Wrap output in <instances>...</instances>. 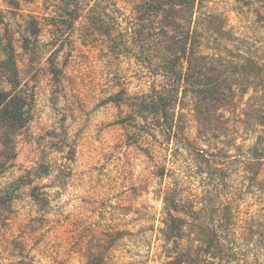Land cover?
Wrapping results in <instances>:
<instances>
[{
	"label": "rangeland",
	"instance_id": "obj_1",
	"mask_svg": "<svg viewBox=\"0 0 264 264\" xmlns=\"http://www.w3.org/2000/svg\"><path fill=\"white\" fill-rule=\"evenodd\" d=\"M106 1L85 4L104 7ZM258 2L211 5L236 32L263 46L264 5ZM57 3L0 0V90L26 89L30 107L27 126L0 140V264H160L163 166L164 184L185 192L208 180L193 177L195 168L160 128L128 139L126 109L116 103L146 91L140 68L129 54L103 48V38L81 34V22L59 31L51 46L44 24L61 15ZM119 6L122 13L105 9L107 23L130 15L126 2ZM244 104L261 102L249 94ZM241 153L248 156L245 148ZM231 156L226 163L237 168L240 156ZM221 169L229 177L234 172ZM246 179L238 175L226 183L243 193L237 194L241 215L264 209L256 204L264 198H253Z\"/></svg>",
	"mask_w": 264,
	"mask_h": 264
},
{
	"label": "trees",
	"instance_id": "obj_2",
	"mask_svg": "<svg viewBox=\"0 0 264 264\" xmlns=\"http://www.w3.org/2000/svg\"><path fill=\"white\" fill-rule=\"evenodd\" d=\"M54 1H60L61 15L57 11L44 24L51 46L59 31H72L81 22V34L103 38V48L129 54L140 68L146 91L116 103L126 109L122 125L128 139L155 134L150 126L160 128L195 168L193 177L208 180L185 192L164 184L163 166L157 189L164 210L160 264H264V209L241 215L237 194L243 193L226 185L234 176H247L253 198H264V45L236 32L211 5L214 0H122L130 15L111 23L105 9L122 13L119 0H107L104 7L85 0ZM25 90H0L1 141L29 123ZM249 94L261 104L241 105ZM232 153L240 156L237 168L226 163ZM221 168L234 172L225 176ZM216 179L219 185L211 186ZM260 202L257 207L264 206Z\"/></svg>",
	"mask_w": 264,
	"mask_h": 264
}]
</instances>
